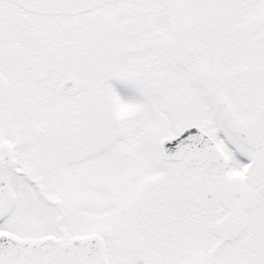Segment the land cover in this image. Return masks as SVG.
I'll return each instance as SVG.
<instances>
[{
  "label": "snow or ice",
  "instance_id": "snow-or-ice-1",
  "mask_svg": "<svg viewBox=\"0 0 264 264\" xmlns=\"http://www.w3.org/2000/svg\"><path fill=\"white\" fill-rule=\"evenodd\" d=\"M0 264H264V0H0Z\"/></svg>",
  "mask_w": 264,
  "mask_h": 264
}]
</instances>
